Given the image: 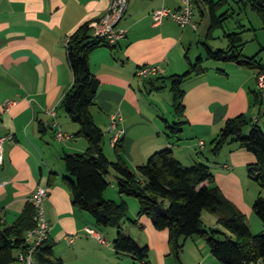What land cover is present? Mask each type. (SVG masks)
Returning <instances> with one entry per match:
<instances>
[{"label":"crops","instance_id":"0c3cea01","mask_svg":"<svg viewBox=\"0 0 264 264\" xmlns=\"http://www.w3.org/2000/svg\"><path fill=\"white\" fill-rule=\"evenodd\" d=\"M110 2L0 0V137L12 135L3 143L0 164V223L13 222L35 189L46 187L44 214L50 225L48 240L53 243L54 256L64 264H118L121 257H130L112 249L114 232L97 227L91 216L72 205L63 181L66 175L63 155L87 149V142L75 137L78 125L60 108L61 99L72 83L66 43L77 28L100 18ZM162 6L175 9L177 1L129 0L126 14L117 25L126 32L125 38L113 47L101 46L90 53L89 70L99 81L91 107L93 119L103 116V123L96 125L104 128L110 140L109 114H120L118 129L124 131L119 139L121 157L130 170L135 171L151 155L168 148L184 165H208L214 185L247 217L252 205L244 201L240 177L244 179L247 167L255 164L254 155L233 143L213 157L208 145L225 120L241 114L253 121L257 117L252 106V92L257 91L256 72L229 62H222L216 69L202 66L205 69L202 74L189 77L181 86L184 110L182 114L174 112L176 121L169 123L157 107L156 111L151 110V105L147 109L145 89L154 91L151 85L158 84L157 78H162L165 87H169L168 78L184 74L189 64L194 63L190 58L193 38L186 29L196 31L197 21L193 18L196 30L180 29L168 19L154 25L150 13ZM195 12L200 19L204 18L205 10L199 1L194 6ZM204 38L207 39L206 33ZM141 66H156L158 75L139 80L135 73ZM7 102L13 105L5 110ZM177 121L183 123L180 132L170 137L166 126ZM58 131L67 138L56 139ZM111 196L114 198L111 200L119 199L128 208V220L124 223L139 229L137 235L130 229L125 234L139 246L154 251L156 264H166L167 231H157L148 218L138 217L136 200L118 193ZM202 222L206 227H215L216 217L203 212ZM86 229L96 231L100 240L88 236ZM143 235L147 238L143 239ZM192 240L204 248L201 239ZM208 255L205 261L209 259L216 264Z\"/></svg>","mask_w":264,"mask_h":264},{"label":"trees","instance_id":"16d2710c","mask_svg":"<svg viewBox=\"0 0 264 264\" xmlns=\"http://www.w3.org/2000/svg\"><path fill=\"white\" fill-rule=\"evenodd\" d=\"M201 1L207 7L206 38H211V32L221 28L230 17L227 11L217 14L226 0ZM237 2L255 12L264 28L263 0ZM197 3V0H193L195 7ZM199 14L203 15V11L199 10ZM88 24L77 28L67 40L66 60L71 70L72 83L60 102V108L68 119L78 125L75 137L87 142V149L83 153L64 154L62 157L66 174L63 181L71 194L72 205L91 216L97 227L115 230L112 249L116 254H126L140 264H150L147 260L148 247L139 246L122 230V223L128 220L126 204L104 198L109 185L106 175L109 167H112L117 175L118 195L134 198L139 206L138 217L148 218L157 231H167L169 254L176 260L179 261L185 241L197 237L205 243L210 255L219 264H264V231L258 235L250 233L246 217L214 185V176L208 165H184L166 148L151 155L144 164L132 171L121 157L122 140L113 145L115 162H109L104 156L103 133L91 114L99 81L89 70V55L95 49L109 45L103 39L93 36ZM224 37L227 40L225 48L213 49L204 43V57H198L194 63H190L184 74L168 78L176 114H182L184 110L183 82L205 71L202 67L204 60L233 63L254 70L256 75L264 73V63L258 54L243 56L245 43L241 32L224 33ZM156 80L158 84L153 83L152 90L165 87L162 78ZM252 106L257 110V119L264 120L257 91L252 92ZM181 124L177 121L166 126L170 137L180 132ZM247 127L248 132L244 134ZM233 143L254 155L256 162L247 167V175L264 190V124L259 126L258 121L254 122L242 114L225 120L210 141L209 152L216 157L225 146ZM251 208L264 228V198L258 195ZM203 212L216 217L215 227L204 225ZM34 216L35 209L29 201L13 222L0 223V264H13L17 261L14 255L26 251L25 235L35 227ZM34 260L36 264H64L54 256L53 243L48 239L36 248Z\"/></svg>","mask_w":264,"mask_h":264},{"label":"rangeland","instance_id":"374dc122","mask_svg":"<svg viewBox=\"0 0 264 264\" xmlns=\"http://www.w3.org/2000/svg\"><path fill=\"white\" fill-rule=\"evenodd\" d=\"M199 3L202 5L203 10H205V16L203 19H200L198 17L197 12L194 14V20L198 23V29L196 31H192L190 28L186 29V33L192 35V44H191V50H190V58L192 61H195L196 57L201 55L204 56V47L203 43H208L210 47L213 49H220L225 48L227 45V40L224 37V33L229 32H241V38L242 41L245 43L242 48V54L243 56L250 57L254 54H258V58L264 63V28L262 26V23L257 16L255 12H253L250 8L244 7L242 3L237 2L238 0H226V4L219 8L217 11V14H221L224 11H227V14L230 15L227 20L222 24L221 28H216L211 32V38H207L205 40L204 36L207 30V22H208V16H207V7L206 5L201 1L198 0ZM211 1H218V0H211ZM200 41V43H198ZM222 62H216L212 60H206L203 61L202 66L203 67H213L214 69L220 67ZM149 79V78H148ZM145 81L147 79H144ZM150 88L144 90V101L146 104V108H149V105H151V110L159 109L161 114H163L164 117H166V120L171 123L172 121H176V117L174 116V110L172 106V94L169 90V87H163L160 90L149 92ZM149 94V95H148ZM148 106V107H147ZM156 111V110H155ZM153 111V112H155ZM112 114H109V117ZM103 116L100 115L95 118V123H103ZM109 122V121H108ZM264 120H262L258 125L263 126ZM249 127L245 129V133L247 134ZM103 133V140H102V152L104 156L107 158L109 162H115L116 157L113 151V145L111 141L106 136V131L104 128L101 129ZM208 145V143H207ZM209 146V145H208ZM83 153V152H79ZM122 154V152H121ZM116 173L112 169V167H109L108 173L106 175V180L108 181L109 185L107 189L104 192V195L107 199L112 198L111 195H114L117 193L116 191ZM243 177H240V187L243 193L244 201L249 204L251 207L253 201L256 199L258 195L262 196L264 198V190L259 187V185L248 177V175L245 174ZM119 196V195H118ZM104 197V198H105ZM131 198V197H129ZM135 200L134 198H132ZM115 203H120L118 200H112ZM137 202V201H136ZM45 207V203H44ZM129 213V212H128ZM128 218V217H127ZM126 222V221H124ZM123 222V223H124ZM121 225L123 232L125 233L127 229H130L133 233V235H137L138 228L132 227L131 224L124 223ZM246 223L249 228V231L252 235H258L264 231L263 225L261 221L255 216L253 211L246 217ZM108 231H112L115 233V230L112 228H107ZM147 238L145 235L142 236V238ZM143 238V239H144ZM197 238V237H196ZM194 240V239H193ZM192 238H189L185 241V244L182 248V251L179 254V261L176 260L172 255H168V258L166 259V264H212L208 260L205 261V256L207 253L209 254L208 258H211L210 260H213L216 264H219L215 258H213L208 249L207 246L204 244V248L201 249L198 246V243L196 241H193ZM17 254L14 255V258L17 259ZM156 255L155 252L152 250H148V262L150 264H156ZM13 264H21L17 261H15ZM118 264H140L137 261H133L130 257H121L119 259Z\"/></svg>","mask_w":264,"mask_h":264},{"label":"built area","instance_id":"2783aa9c","mask_svg":"<svg viewBox=\"0 0 264 264\" xmlns=\"http://www.w3.org/2000/svg\"><path fill=\"white\" fill-rule=\"evenodd\" d=\"M177 7L170 9L168 7H159L154 9L150 13L152 23L158 25L163 20L168 19L177 25L180 29L191 27L193 30L197 29V25L193 22L194 18V4L193 0H176ZM129 0H111L107 11L97 20L89 22V28L93 36L103 39L104 42L113 47L119 41L125 38L126 32L117 27L118 23L126 14ZM264 6V0H263ZM139 80L152 78L158 75V68L156 66H141L135 73ZM256 88L261 99L260 112L264 116V73L256 75ZM13 105V102H7L4 105L5 110L9 109ZM53 115V112L51 113ZM1 121V118H0ZM257 117L254 122H257ZM121 122L119 113L113 114L109 117L107 132L111 135L110 141L114 145L123 136L124 131L118 129V125ZM12 135L9 134L4 137H0V164L3 161V143L9 141ZM55 138L58 140L66 139L60 131L55 134ZM202 146L203 143L199 142ZM2 185H0L1 187ZM47 197V189L44 186H38L29 201L33 204L35 209L34 222L35 227L28 231L25 235L26 251L20 253L17 256V261L21 264H36L34 260V252L44 241L49 237L50 225L47 222L44 214V201ZM85 232L88 236L100 240V235L92 230L86 229Z\"/></svg>","mask_w":264,"mask_h":264}]
</instances>
